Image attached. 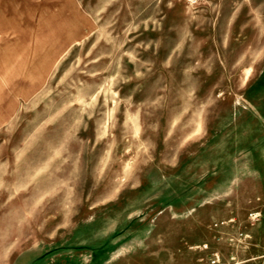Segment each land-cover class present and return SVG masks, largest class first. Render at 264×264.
Masks as SVG:
<instances>
[{"label":"rangeland","instance_id":"rangeland-1","mask_svg":"<svg viewBox=\"0 0 264 264\" xmlns=\"http://www.w3.org/2000/svg\"><path fill=\"white\" fill-rule=\"evenodd\" d=\"M263 65L264 0H0V264H261Z\"/></svg>","mask_w":264,"mask_h":264},{"label":"built area","instance_id":"built-area-1","mask_svg":"<svg viewBox=\"0 0 264 264\" xmlns=\"http://www.w3.org/2000/svg\"><path fill=\"white\" fill-rule=\"evenodd\" d=\"M261 216H262V211L260 209L252 210L249 213V219L251 220L252 223L260 220ZM233 221L234 219H230L228 221L221 220L220 222L214 223L213 227L218 228L227 223H231ZM252 239L253 238H252L251 233L246 232L244 230H239L238 232H236V235L228 237V240L231 243H235L237 245H244V244L248 245L251 243ZM191 247L199 248L200 250L207 252L206 256H202L198 258V262L196 264H239L244 261V260L243 261L237 260V257L233 255L230 257L231 262H225L223 260V256L220 250L212 247L209 242L200 243L197 245H193ZM248 260H251V261L259 260L261 264H264V252L256 256H253L252 258H249Z\"/></svg>","mask_w":264,"mask_h":264},{"label":"crops","instance_id":"crops-1","mask_svg":"<svg viewBox=\"0 0 264 264\" xmlns=\"http://www.w3.org/2000/svg\"><path fill=\"white\" fill-rule=\"evenodd\" d=\"M249 97H245L246 104H241L240 111H244L242 119H246L245 115L249 116V120L255 122V127L264 125V65L257 73V79L252 80L248 86ZM246 94V92H245ZM241 114V115H243ZM255 137L251 143L253 152L261 154V163L264 164V137ZM254 139V138H253ZM258 146V147H257Z\"/></svg>","mask_w":264,"mask_h":264}]
</instances>
